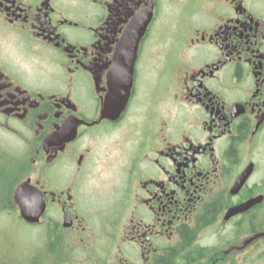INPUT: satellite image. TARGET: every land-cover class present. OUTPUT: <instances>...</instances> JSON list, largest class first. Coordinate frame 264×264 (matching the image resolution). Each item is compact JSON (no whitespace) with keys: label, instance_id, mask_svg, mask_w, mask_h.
Listing matches in <instances>:
<instances>
[{"label":"flooded vegetation","instance_id":"1","mask_svg":"<svg viewBox=\"0 0 264 264\" xmlns=\"http://www.w3.org/2000/svg\"><path fill=\"white\" fill-rule=\"evenodd\" d=\"M0 134L42 264H264V0H0Z\"/></svg>","mask_w":264,"mask_h":264},{"label":"rangeland","instance_id":"2","mask_svg":"<svg viewBox=\"0 0 264 264\" xmlns=\"http://www.w3.org/2000/svg\"><path fill=\"white\" fill-rule=\"evenodd\" d=\"M2 136L8 146L11 141L3 134H0V139H2ZM11 149L8 146L7 155L12 154L13 151ZM22 155H25V149L21 141L16 138V162L19 161V156ZM38 166L39 164L34 167L33 173H36ZM16 167H19L18 163ZM26 169L29 173L27 176L34 182L36 175L32 174L33 167L30 163H28ZM11 174L12 168L9 171L8 167L0 165V264H3L4 260L2 259H6V264H42L41 260H37L36 252L41 251L44 253V256L49 252L50 255L55 256L57 253L71 251V247L68 250H64L65 245L59 237L54 239L55 241H50L49 238L52 237L46 235L45 229L40 228L42 226L36 228L35 226L26 224L18 218L15 211H9L6 207L2 211V202L7 196L9 185L13 180V175ZM99 200L102 201L101 199ZM91 214L92 220L97 221L99 216L104 214V210L98 208ZM55 217L57 219L56 214ZM34 255L36 257L35 260L33 259Z\"/></svg>","mask_w":264,"mask_h":264},{"label":"water","instance_id":"3","mask_svg":"<svg viewBox=\"0 0 264 264\" xmlns=\"http://www.w3.org/2000/svg\"><path fill=\"white\" fill-rule=\"evenodd\" d=\"M143 30V29H142ZM139 32V31H138ZM125 63H134L136 43L132 55L122 52ZM14 202L19 208L20 217L27 223H37L45 210V203L39 190L29 185V181L21 184L14 193Z\"/></svg>","mask_w":264,"mask_h":264},{"label":"trees","instance_id":"4","mask_svg":"<svg viewBox=\"0 0 264 264\" xmlns=\"http://www.w3.org/2000/svg\"><path fill=\"white\" fill-rule=\"evenodd\" d=\"M18 163L19 167H16V178L13 177V180L11 184L9 185L7 196L4 198L2 202V211L6 207L7 210L9 211H14L15 206L12 201V195L15 187L20 183L21 180H23L27 175V165L29 161L26 159L25 156H19V161L16 162ZM12 175V174H11Z\"/></svg>","mask_w":264,"mask_h":264}]
</instances>
